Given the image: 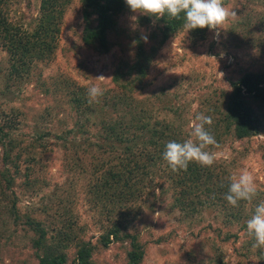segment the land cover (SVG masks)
<instances>
[{"label":"rangeland","instance_id":"374dc122","mask_svg":"<svg viewBox=\"0 0 264 264\" xmlns=\"http://www.w3.org/2000/svg\"><path fill=\"white\" fill-rule=\"evenodd\" d=\"M41 5L42 0H9V20L32 33ZM224 6L236 15L229 16L221 28L210 29L205 40L192 44L186 30L171 37L149 71L151 82L137 92L124 91L114 81L121 43L106 53L84 43L83 0H67L56 48L49 58L36 61L29 78L9 75L14 58L0 43V124L23 137L27 145L11 152L15 159L21 155L17 164L2 160L0 145V264H38L31 246L35 232L15 226L10 211L14 202L22 215L42 222L50 234L61 226H72L78 235L96 241L111 224L103 201L94 200L90 181L97 175L90 177L99 159H113L111 153L121 152L127 139L124 134L115 140L111 153H97L87 140L95 138L103 119L122 117L125 133L143 119L167 122L183 142L190 138L195 116L203 113L212 118V125L205 127L213 135L212 127L226 112L225 95L232 90L231 82L246 70L264 68V0H224ZM138 14H121L118 27L123 34H111L112 39L126 41V35L138 28ZM140 29L146 34V28ZM101 76L106 79H96ZM92 85L100 86L103 95L89 103L87 89ZM76 105L79 111L87 106L93 121L80 117ZM81 123L85 131L77 136L84 145L75 150L59 137L67 129L78 132ZM42 134L45 137L37 139ZM100 135H104L103 128ZM29 140L35 141L34 147ZM216 141L206 150L216 153L217 172L230 177L247 168L256 178L257 196L251 202L242 200L246 203L243 220L237 222L220 203L190 214L176 208L170 184L162 185L161 167L149 187L152 190L134 203L127 221V230L136 232L146 244L142 264H259L258 256L251 253L255 251L249 244L251 236L241 223L264 200V134L238 139L231 130ZM11 175L14 184L8 188ZM125 256L122 244L114 242L95 251L93 260L95 264H126Z\"/></svg>","mask_w":264,"mask_h":264},{"label":"trees","instance_id":"16d2710c","mask_svg":"<svg viewBox=\"0 0 264 264\" xmlns=\"http://www.w3.org/2000/svg\"><path fill=\"white\" fill-rule=\"evenodd\" d=\"M66 3L67 0H42L41 15L36 28L32 33H27L21 25L9 20V0H0V43L9 49L14 58L9 70L11 77L18 80L29 78L36 61L45 60L53 53ZM128 11L133 12L127 6L126 0H83L85 26L82 39L86 45L103 53L109 52L114 44L121 43L122 56L115 70L114 81L124 91L137 92L151 82L148 78L149 71L165 43L185 30L184 15L182 13L179 19H172L167 15L157 18L139 13L136 19L138 28L126 35V41L112 39L111 34H123L118 27V19ZM140 28H146V34L143 35ZM209 30H189L192 44L205 40ZM231 86L232 90L225 95L227 107L224 117L217 120L211 129L215 139L222 138L231 130L238 139L264 134V68L244 71L238 79L231 82ZM76 102H79L77 97ZM76 107L80 117L92 120L87 106L82 111H79L80 106ZM121 119L122 117L116 121L103 119L98 123L101 127L95 138L87 140L88 145L94 147L97 153L104 150V153H111L115 140L122 139L124 134L127 139V144L121 152L111 153L113 159L102 161L100 158L94 165L96 170L91 173L90 178L94 179L95 174L97 175L94 181H90L91 185L94 184V200L103 201L101 205L111 223L103 229L96 241L78 235L72 226H61L56 233L50 234V229L42 222L22 215L14 202L10 211L15 226H26L35 232L31 246L38 264H95L94 252L107 249L114 242H120L124 247L126 264H142L146 244L136 232L127 230V221L134 203L152 190L149 187L153 178L155 179L156 171L161 167L165 182L162 185L170 184L176 208L190 214L200 208L220 203L222 207L229 208L226 209L228 214L235 217L237 222L243 220L241 214H246L243 209L246 203L239 201L237 206H232L225 199L229 177L225 176L224 171L217 172L215 165L202 167L195 162H190L186 171L171 170L163 159L165 146L169 141L182 142L183 139L170 123H152L143 119L134 124V130L125 133L127 124L121 122ZM77 124H80L79 121ZM5 126L3 128L0 124L2 160L5 163L14 161V164H17L21 155H16L15 159L11 152L15 147L23 145V149H26L27 145L23 137H16L10 129L6 130ZM84 126L81 123L78 132L72 128L67 129L59 138L72 145V149L80 150L84 144L78 139L77 133H84ZM16 128L17 125L14 126V129ZM102 128L104 135L99 136ZM44 137L45 134H42L37 136V139L42 140ZM34 142L29 140L30 146L34 147ZM26 151L30 152L31 149ZM13 184L14 176H8L7 187L11 188ZM161 188L164 189V186ZM248 218H251V215ZM246 222L241 223L244 229ZM254 242L253 237L249 238V244ZM72 244L74 251L69 254L68 249ZM251 253L258 256L259 264H264V248H255Z\"/></svg>","mask_w":264,"mask_h":264},{"label":"clouds","instance_id":"9594fccd","mask_svg":"<svg viewBox=\"0 0 264 264\" xmlns=\"http://www.w3.org/2000/svg\"><path fill=\"white\" fill-rule=\"evenodd\" d=\"M127 6L137 13L157 18L167 15L172 19H179L184 15L183 28L189 30L208 28L216 30L226 22L230 13L224 6V0H126ZM146 39V38H145ZM106 79L103 76L96 78ZM103 95V89L92 85L87 89L89 103L96 101ZM210 116L197 114L191 124L190 138L183 142L169 141L163 152V159L172 171L187 170L190 162L202 167H211L216 161V153L207 151L209 146L217 144L215 137L206 130V125H212ZM258 194L256 178L247 168H242L238 174L229 177L227 202L237 206L239 201L251 202ZM249 236L254 238L253 248H264V200L254 209V214L246 222Z\"/></svg>","mask_w":264,"mask_h":264}]
</instances>
